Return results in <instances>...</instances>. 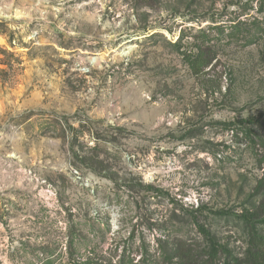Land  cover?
<instances>
[{
	"label": "rangeland",
	"instance_id": "obj_1",
	"mask_svg": "<svg viewBox=\"0 0 264 264\" xmlns=\"http://www.w3.org/2000/svg\"><path fill=\"white\" fill-rule=\"evenodd\" d=\"M193 216L264 238V0H0V264L136 263Z\"/></svg>",
	"mask_w": 264,
	"mask_h": 264
},
{
	"label": "trees",
	"instance_id": "obj_2",
	"mask_svg": "<svg viewBox=\"0 0 264 264\" xmlns=\"http://www.w3.org/2000/svg\"><path fill=\"white\" fill-rule=\"evenodd\" d=\"M189 68L194 75L200 74L204 69L210 66L212 58L205 52L199 51L187 60ZM192 223L198 232L204 238V245H183L177 243L172 245L171 249L161 250L156 258L141 259L134 263L133 259L124 255L117 261L113 258L104 260L100 257H87L74 264H264V238L253 231L247 242V250L244 262L230 256L227 249L217 245L209 233L202 227L195 216L192 217Z\"/></svg>",
	"mask_w": 264,
	"mask_h": 264
}]
</instances>
